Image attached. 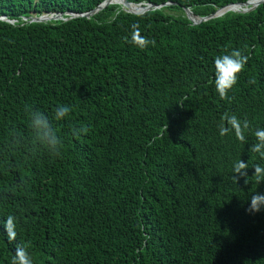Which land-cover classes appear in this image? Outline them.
<instances>
[{"label":"trees","instance_id":"trees-1","mask_svg":"<svg viewBox=\"0 0 264 264\" xmlns=\"http://www.w3.org/2000/svg\"><path fill=\"white\" fill-rule=\"evenodd\" d=\"M104 1L0 0V264L21 242L33 264H264V209L247 211L264 193L252 176L264 158L248 151L264 128V3L197 25L184 9L206 17L248 0H125L163 6L80 16ZM55 14L66 20L30 19ZM133 25L155 44L127 43ZM233 49L248 62L221 99L214 59ZM59 104L72 111L53 120V156L27 109L52 118ZM224 113L249 121L246 142L220 136ZM240 159L247 184L233 180Z\"/></svg>","mask_w":264,"mask_h":264},{"label":"clouds","instance_id":"clouds-1","mask_svg":"<svg viewBox=\"0 0 264 264\" xmlns=\"http://www.w3.org/2000/svg\"><path fill=\"white\" fill-rule=\"evenodd\" d=\"M125 41L137 46L141 49L154 45V40H149L141 34L138 25H133L130 33L126 36ZM248 62V57L239 49H233L230 52L218 55L214 59V87L221 99H227L228 93L237 84L239 74L244 70ZM254 83V81H250ZM72 108L67 104L57 105L54 115L49 118L44 112L39 109H27L28 127L32 133V138L37 146L43 147L51 155L58 156L63 148V139L57 133L53 120H64L71 113ZM250 123L247 119L241 120L235 114L224 113L218 125L220 136H226L229 133H234L235 138L241 142H246V131L249 130ZM87 126L73 128L74 136L86 134ZM256 142L251 144L248 151L259 154L264 158V128H256L253 132ZM233 180L238 183V179L243 177L247 184L248 164L242 159L234 162ZM254 174L252 175L258 183L264 182V166L259 164L253 167ZM264 209V193H255L251 196L249 213H257ZM17 218L14 215H8L4 222V231L7 234L9 241H14L17 236L16 232ZM10 264H33V259L28 251V245L24 242L18 243L15 247L14 254Z\"/></svg>","mask_w":264,"mask_h":264},{"label":"water","instance_id":"water-1","mask_svg":"<svg viewBox=\"0 0 264 264\" xmlns=\"http://www.w3.org/2000/svg\"><path fill=\"white\" fill-rule=\"evenodd\" d=\"M113 1L114 0H106L103 3H101L96 9H94L92 12L87 13V14H82L80 16L88 17V16H90V15H92V14H94V13L100 11V10H102L107 5L112 4ZM119 1H122V4L124 6V7H122V9L125 12L132 13V14H142V13H144L146 11L151 10V9H159V8H161L163 6V5L154 6V5L145 4V3L131 4V3H126L125 0H119ZM263 3H264V0H259L256 4H253L251 2V0H248V1L244 2V3H236V4H232V5H228V6L222 7L220 9L216 10L215 13L210 14V15H208L206 17H197L189 9H184L183 11H184V14H185L186 18L189 19L192 22V24L197 25V24H200V23L205 22V21L210 20V19L222 17L224 14H226L228 12L248 13L250 11H253L254 9H256L259 5H261ZM130 5L141 6L142 10L140 12H132V11L129 10ZM164 5H169V3L168 4H164ZM236 7H240V9H237ZM65 15L70 16V17L78 16V15L73 14V13H65ZM30 19L33 22H46V21H49V20H58V19L66 20V19H64L62 17V14L31 17Z\"/></svg>","mask_w":264,"mask_h":264},{"label":"bare ground","instance_id":"bare-ground-1","mask_svg":"<svg viewBox=\"0 0 264 264\" xmlns=\"http://www.w3.org/2000/svg\"><path fill=\"white\" fill-rule=\"evenodd\" d=\"M259 0H255L254 2H252L253 4H256ZM113 3H117L118 5H122V2H119V1H113ZM124 7V6H123ZM237 9H240V7H236ZM243 8V7H242ZM130 11L132 12H140L142 10V7L141 8H137V6H134V5H130V8H129Z\"/></svg>","mask_w":264,"mask_h":264},{"label":"rangeland","instance_id":"rangeland-1","mask_svg":"<svg viewBox=\"0 0 264 264\" xmlns=\"http://www.w3.org/2000/svg\"><path fill=\"white\" fill-rule=\"evenodd\" d=\"M255 0H251V2H254ZM120 7H123L122 5Z\"/></svg>","mask_w":264,"mask_h":264}]
</instances>
